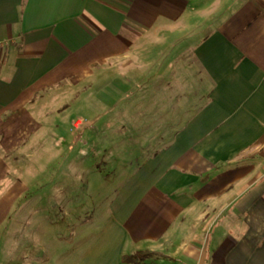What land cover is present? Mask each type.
<instances>
[{
	"label": "crops",
	"instance_id": "1",
	"mask_svg": "<svg viewBox=\"0 0 264 264\" xmlns=\"http://www.w3.org/2000/svg\"><path fill=\"white\" fill-rule=\"evenodd\" d=\"M178 46L207 97L124 181L76 264L137 251L159 253L152 264H264V0H0V226L20 211L38 132L75 138Z\"/></svg>",
	"mask_w": 264,
	"mask_h": 264
},
{
	"label": "rangeland",
	"instance_id": "2",
	"mask_svg": "<svg viewBox=\"0 0 264 264\" xmlns=\"http://www.w3.org/2000/svg\"><path fill=\"white\" fill-rule=\"evenodd\" d=\"M179 50L173 47L162 61L153 58L143 82L134 84L128 96L119 89L112 92L116 107L97 109L98 122L84 121L73 131L75 138H59L56 125L49 137L50 125L38 132L36 154L25 158L20 211L14 208L12 224L0 226V264H76L103 228L109 203L124 181L173 139L207 97L208 80L197 64L185 66ZM103 92L109 95L108 89ZM68 96L67 102H77L72 93ZM68 112L69 119L81 116L76 108ZM81 141L90 147L85 153Z\"/></svg>",
	"mask_w": 264,
	"mask_h": 264
},
{
	"label": "trees",
	"instance_id": "3",
	"mask_svg": "<svg viewBox=\"0 0 264 264\" xmlns=\"http://www.w3.org/2000/svg\"><path fill=\"white\" fill-rule=\"evenodd\" d=\"M2 61H0V66ZM159 253L150 251H137L133 254H124L122 261L129 264H152L149 260L153 257H160Z\"/></svg>",
	"mask_w": 264,
	"mask_h": 264
}]
</instances>
